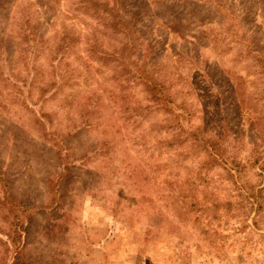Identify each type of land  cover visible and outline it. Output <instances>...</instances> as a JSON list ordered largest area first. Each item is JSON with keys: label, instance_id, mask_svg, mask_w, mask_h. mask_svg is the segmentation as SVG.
Listing matches in <instances>:
<instances>
[{"label": "rangeland", "instance_id": "rangeland-1", "mask_svg": "<svg viewBox=\"0 0 264 264\" xmlns=\"http://www.w3.org/2000/svg\"><path fill=\"white\" fill-rule=\"evenodd\" d=\"M109 2L0 0V264L8 236L19 264H264V204L194 140L226 132L242 184L264 182V0H124L126 25Z\"/></svg>", "mask_w": 264, "mask_h": 264}, {"label": "trees", "instance_id": "trees-1", "mask_svg": "<svg viewBox=\"0 0 264 264\" xmlns=\"http://www.w3.org/2000/svg\"><path fill=\"white\" fill-rule=\"evenodd\" d=\"M122 1V2H121ZM124 0H110L109 3H106L102 5L105 8H108L105 12H107L108 15L112 17H118L121 25H126L127 21L125 22L123 19V9L125 7V4H123ZM27 24V22L25 23ZM23 27H20L22 29ZM21 44H28L33 43L35 41V37L31 33H26L24 30L22 34L20 35ZM34 47V45L32 46ZM259 66L264 71V61L261 58H257ZM135 68L137 70V73L139 74V81L142 82V85L147 88L148 93H150L152 99H155V101H159L161 103H172L173 100L171 98H156V94H162L163 87L158 84L157 81L154 80H148V79H142L140 76L141 74V67L135 64ZM227 138L226 132L222 131L217 138H209L207 140L204 139H198L197 137L194 138L195 141L201 142L204 141L205 145L208 147L206 148V155L210 162L205 163H212V166H220L225 173V181L233 188V192L236 191L238 193V197L240 198V203L243 204L241 208H244L245 205L253 206L254 203H258L259 208H261V204H264V182H261L260 185L257 187L255 186H246L245 184H242L244 172H245V166L240 165L238 162H236L235 158L232 156H229L226 154L224 147L221 146V143L224 142ZM259 139V137H258ZM261 142L260 145H254L251 150V160H253L252 165H257L258 170H260L259 174L262 180H264V135L261 136ZM2 172H0V185L5 188L7 185V181L2 176ZM7 198L4 199L6 202L8 200L9 205H13V207L18 208L19 214L16 215V223H20L21 226L17 228H21L24 230H27V226L23 225V223L26 221L32 220V205L30 201L27 199L24 203V199L19 200L17 198H14L13 195L10 192H5ZM260 199V202L258 201ZM256 202H253V201ZM15 203V204H13ZM7 204V203H6ZM20 213L23 215L20 216ZM21 220V221H20ZM23 221V222H22ZM28 223V222H27ZM9 238V245H11L15 250V256H14V263L13 264H19L20 257L23 256L25 253L24 247H21V242L18 238ZM6 246L8 247L7 243Z\"/></svg>", "mask_w": 264, "mask_h": 264}]
</instances>
